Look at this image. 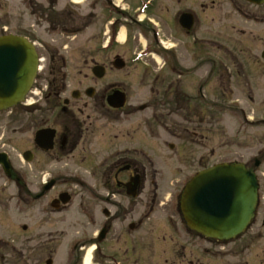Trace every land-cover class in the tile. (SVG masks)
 <instances>
[{
    "label": "flooded vegetation",
    "instance_id": "obj_1",
    "mask_svg": "<svg viewBox=\"0 0 264 264\" xmlns=\"http://www.w3.org/2000/svg\"><path fill=\"white\" fill-rule=\"evenodd\" d=\"M60 1L26 0L28 11L25 18L31 20L37 17L38 21L47 20L48 22L45 21L47 27L51 25L52 20L54 28L87 30L97 26L101 31L92 32L89 37L91 44L83 56L87 67L77 69L78 74L69 72L67 68L69 57L61 54L59 50L47 52L49 42L46 38L37 40L30 36L29 30L19 34L39 46L41 57L46 56V53L48 57L44 58L42 71L38 74L26 100L12 110L0 112V207L5 203L10 205L13 200L24 198L25 195V200L30 205L46 201V207L49 205L53 213L65 212L71 203L64 205L59 198L62 193L69 192L67 186L69 181L63 180L61 173L72 172L70 169L72 165L84 166L85 169L91 170L89 178L93 179L100 174V184L107 190L106 193H99L97 184L87 185L81 181H73L69 186L70 188L82 186L92 191L90 195L84 194L86 201H82L80 206L85 212L83 217L87 221L84 225L87 230L92 228L89 225L96 224L88 200L103 203L101 210L103 216L100 218L99 227L104 232L98 237L97 234L91 235L82 249L85 251L92 243L97 244L93 264H151L154 252L157 248H163L164 243L175 246L176 250L180 246L178 258L181 264L186 263L187 249L180 243H186L187 229L183 226L180 213L177 216L169 212V207L174 206V203L178 206V195H171L170 200L163 202L162 199L165 197L162 188L156 183L155 162L151 153L156 146V135L151 131L152 121L148 119L149 122H145L146 128L150 130L146 134L149 143L141 142L136 132H120L113 137H108L107 133L110 124L128 122L135 115L154 106L145 105L144 109L141 106L122 109L111 107L108 97L114 90L124 89L114 82H109L107 74L127 70L113 68L112 62L116 57H121L127 61V66L130 65L138 50L129 45V40H133V43L136 40V46L142 39L151 42L152 46L159 42L156 30L164 26L159 20L161 17H158L161 12L165 15V27L174 30L167 38L168 41L166 40L168 71L171 75L181 78L183 71L187 70L181 61L182 46L188 47L190 40L194 48L206 43L216 44L215 40L198 38L195 33L196 28L202 23L200 13L214 8L216 1L167 0L165 5L164 0H153L152 6L146 8L142 5L146 0H121L120 4L117 3L118 0H86L84 11L74 8L73 0H67L62 7ZM103 5H106L107 9ZM161 5L163 8L160 11ZM187 14L193 15L194 24L191 28L187 26L185 19ZM31 27L35 29L39 28V25L32 23ZM122 27L126 29L127 42L122 47L109 50L111 46L103 43L106 36L111 33V37L117 41V34ZM38 28L37 31L40 30ZM94 49L95 52H92ZM217 51L219 53L220 49ZM231 53L238 65L237 71L243 72L244 67L240 64L239 55ZM209 60L212 66L216 62L219 64L214 58L209 57ZM95 65L104 66V77L95 76ZM157 82L159 78H156L154 84ZM173 90L176 95L178 94L177 100L174 101L178 110H172L173 101L169 100L168 113L172 116L174 112L177 115L180 111L181 118L186 122L187 116H183V107L186 106L187 99H184L178 80H170L166 88V94L172 100ZM174 151L177 152L178 149ZM98 156L101 158L96 161L95 157ZM31 164L33 166L30 167ZM30 171L33 173L31 181ZM50 171L54 175L45 180V172ZM52 181L53 186L46 191V187ZM135 183L136 190L133 189ZM14 187L17 190L15 193L12 192ZM63 187L66 190H62ZM135 192L138 193L137 197L132 196ZM53 193V198H49ZM126 198L133 200V203L128 202V205H125L123 199ZM52 203L55 207H52ZM163 206L165 208H162ZM141 207L144 209L143 212ZM177 219L184 228L180 227ZM88 220L92 221L89 225ZM83 242H77L73 246L74 253L78 252ZM7 248L10 251L12 249L10 252L12 264L28 263V256L26 258L21 254L22 260L16 261L15 247L8 244ZM54 252L57 253L58 249L55 248ZM83 256L84 254H79L77 260L80 261ZM165 263H169V260L165 259Z\"/></svg>",
    "mask_w": 264,
    "mask_h": 264
},
{
    "label": "rangeland",
    "instance_id": "obj_2",
    "mask_svg": "<svg viewBox=\"0 0 264 264\" xmlns=\"http://www.w3.org/2000/svg\"><path fill=\"white\" fill-rule=\"evenodd\" d=\"M66 1L61 0L60 6H64ZM215 1L216 5L212 9L204 12L200 8L202 23L196 28L195 33L198 38L215 40L216 44L206 43L200 45L199 48L197 46L194 48L190 40L188 47L182 46L181 61L187 70L183 71L181 78L171 75L167 69L169 64L161 55L156 59L150 57L131 62L127 70L107 74L109 82H114L127 91L129 96L127 108L141 105L154 106L150 110L135 115L128 122L110 124L107 133L108 137H113L120 132H136L141 142H148L146 134L150 130L146 128L145 122H149L148 119L151 117L158 119L152 124L151 131L156 135V139L160 140L156 141L158 144L155 146V152L152 150L151 153L155 162L156 183H160L165 197L162 199L163 202H167L172 194L176 195L197 171L214 164L241 162L255 169L260 181L261 199L256 222L250 230L231 244L207 242L197 233L188 230L186 243L181 242L180 244L186 246L188 255L186 263L183 264H191V262L198 264H264V226H262L264 220V62L261 58L264 51V6L255 7L244 0ZM163 3L166 5L167 0ZM125 5H127L126 2ZM162 8L163 5L159 6L160 11ZM27 11L26 0H0V34L4 32L3 26H7L9 32L18 34L29 30L31 37L37 40L40 38L48 40L47 52L61 51L62 46L68 45V51L73 55L67 68L72 74H78L77 69L87 67L83 56L91 44L89 42L91 29L81 32L76 39L69 40L61 35L60 29H54L52 20L51 25L47 27V20L38 21L37 17L31 20L26 19ZM158 17H161L157 19L161 20L160 22L164 25L160 27L159 34L161 40L166 42L174 30L165 27V15L160 12ZM32 23L39 25L37 28L40 30L32 28ZM98 31L101 30L97 26L92 28L93 33ZM109 34L112 36L111 33ZM110 35H107L106 39ZM170 42L175 43L176 41L170 40ZM145 44L144 40L136 46V40L134 43L133 40H129V45L138 51L143 49ZM119 46L122 47L116 44L113 48L116 49ZM218 49H220L219 53ZM241 49H243L241 52L245 54L240 52ZM92 52H95V49ZM231 52L239 55L240 64L244 67V71L240 72L239 76L235 69L238 65ZM209 57L217 60L219 64L212 66ZM218 74L223 80L221 83L216 79ZM156 78H159V82L154 84ZM170 80H178V84H181L180 89L182 88L188 99H191V101L189 99V104L183 107V116H188V123L182 126L181 121L183 120L179 116L176 117L175 112L170 116L167 113L170 107L167 110V105H164L165 91ZM197 80L200 82V86L198 85L200 88L205 87L204 97L192 89L193 82ZM159 100L161 102L157 103ZM109 117L114 118L115 116L109 115ZM202 118L203 123H201ZM180 128H186L191 132L189 139L193 141H182L171 136L170 132H176V129L180 130ZM17 141L20 142L19 139ZM159 143H174L180 147L188 144V147L187 150L181 147L177 155H171L170 152L164 151L165 147ZM100 158V156L95 157V160L99 161ZM257 161H260L259 166L256 164ZM70 169L72 172L61 173V178L69 181L68 191L74 197L67 211L53 213L49 205L46 207V201L30 205L26 202L25 195L24 198L13 200L10 205L5 203L0 207V264H12L10 261L12 249L10 251L7 248L8 244L15 247L16 261L22 260L21 254L26 258L29 257L27 264H47L50 259L53 264H82V259L86 257L88 250V246L85 251L82 250L86 241L101 228L99 226L100 218L103 216L101 213L103 203L88 200L91 203L92 215L96 224L89 225L92 221L88 220V225L92 228L87 230L84 226L87 224L86 218L83 217L85 212L80 206L82 201H86L84 194L90 195L92 191L82 186L72 188L69 186L73 181H81L87 185L97 184L100 189L99 193H106L107 190L100 184V174L91 179L89 178L91 170L85 169L84 166L74 167L72 165ZM32 174L30 171V181L33 179ZM52 174V171L45 172L44 179L47 180ZM62 190H66L65 187ZM12 192H17L15 187ZM53 196L54 193L49 198ZM141 197L144 198V196ZM123 201L125 205H128V202L133 203V200L129 198ZM143 210L141 207V212ZM169 212L179 216L176 203L169 207ZM178 223L180 227H185L183 220L184 227L179 220ZM24 226H27V230ZM259 231L263 236L254 235ZM80 241L84 242L80 245L78 252L74 253L73 246ZM55 248L58 249L57 253L54 252ZM180 248L178 246L176 250L175 246L164 243L163 248H157L154 252L155 256L151 264H173V262L181 264L178 258ZM79 254H84L80 261L77 260ZM165 259H168L169 263H165Z\"/></svg>",
    "mask_w": 264,
    "mask_h": 264
},
{
    "label": "water",
    "instance_id": "obj_3",
    "mask_svg": "<svg viewBox=\"0 0 264 264\" xmlns=\"http://www.w3.org/2000/svg\"><path fill=\"white\" fill-rule=\"evenodd\" d=\"M247 1L264 3V0ZM115 65L124 67L121 60ZM37 69L38 57L31 42L15 35L0 37V111L25 98ZM102 75L103 72L98 73L99 77ZM109 101L114 107H122L126 96L117 91ZM258 190L256 174L245 165H214L200 171L186 186L181 199L182 213L191 229L209 238L231 240L244 233L255 217ZM67 201L68 196L64 202Z\"/></svg>",
    "mask_w": 264,
    "mask_h": 264
},
{
    "label": "bare ground",
    "instance_id": "obj_4",
    "mask_svg": "<svg viewBox=\"0 0 264 264\" xmlns=\"http://www.w3.org/2000/svg\"><path fill=\"white\" fill-rule=\"evenodd\" d=\"M121 41L122 42L124 41V35H121ZM93 252H94V248L88 249L84 264H92L91 259L93 256Z\"/></svg>",
    "mask_w": 264,
    "mask_h": 264
}]
</instances>
